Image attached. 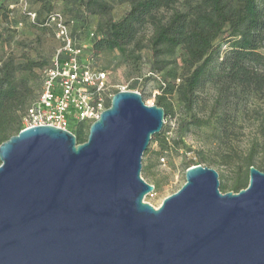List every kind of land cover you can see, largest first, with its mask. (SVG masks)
<instances>
[{"label":"water","instance_id":"obj_1","mask_svg":"<svg viewBox=\"0 0 264 264\" xmlns=\"http://www.w3.org/2000/svg\"><path fill=\"white\" fill-rule=\"evenodd\" d=\"M165 113L115 93L77 144L25 128L0 144V264H264V172L221 193L201 165L158 208L143 200L142 156Z\"/></svg>","mask_w":264,"mask_h":264},{"label":"rangeland","instance_id":"obj_2","mask_svg":"<svg viewBox=\"0 0 264 264\" xmlns=\"http://www.w3.org/2000/svg\"><path fill=\"white\" fill-rule=\"evenodd\" d=\"M81 1L27 0L25 5H20L15 0H7L0 7V60L11 58L15 64H44L41 69H33L38 79L41 71L53 63L63 47L57 28L61 22L66 26L74 48L86 46L81 61L86 60L94 68L108 74V90L112 95L119 91L137 92L146 105H155V97L161 94L163 76L172 67L169 63L176 60V73L182 74L177 59L179 52L154 57L148 41L150 31L146 30L142 34L145 48L139 53L138 59L127 60L117 51H104L93 56L89 48V35H104L107 23L119 21L130 6L113 1L110 2L112 9L108 16H91L85 12ZM28 12L35 13V18L28 16ZM226 50L227 46L224 45L221 54ZM260 52L264 55V50ZM162 67L164 70L159 72ZM210 70L215 73L217 64ZM30 85L35 95L38 81L33 79ZM196 95V102L190 112L184 111L175 95L167 97L171 115L164 120L162 137L169 143L180 139L182 144L179 148L169 154H160L157 143L150 141L142 156L141 178L154 187L143 201L154 208L180 190L185 183V171L191 166L201 165L214 170L218 174L219 187L224 186L226 192H230L239 174H246L242 161L247 156L251 158L252 167L261 172L264 170V95L237 92L236 97L231 95L227 101L212 80H207ZM109 103L106 102L105 109ZM223 111L228 113L231 120L227 137L213 119L200 128L189 126L193 117L207 120L212 115H221ZM89 127L76 125L72 134L86 140ZM224 153H233L230 166L219 164L220 155ZM198 157H203L206 162L200 164Z\"/></svg>","mask_w":264,"mask_h":264},{"label":"trees","instance_id":"obj_3","mask_svg":"<svg viewBox=\"0 0 264 264\" xmlns=\"http://www.w3.org/2000/svg\"><path fill=\"white\" fill-rule=\"evenodd\" d=\"M7 0H0V7ZM44 0H40L43 2ZM128 3L129 11L117 22L109 21L104 35L89 37V48L93 56L104 51H117L123 58L138 59L145 48L143 32L150 31L149 47L154 57L179 52L178 60L182 74L177 75V61L163 76L161 94L155 105L161 107L165 119L171 115L167 97L176 96L185 112H190L196 102V94L207 80L217 84L220 94L228 101L231 95H264V0H82L85 12L91 16H108L110 2ZM218 42V43H216ZM227 50L222 55L221 49ZM217 64V71L211 72ZM44 64L27 62L15 64L13 59L0 60V144L23 129L22 118L37 99L41 88L34 68ZM164 67L159 69L162 72ZM37 80L36 94L30 85ZM178 80V83L176 81ZM109 105L107 106V108ZM227 137L231 120L226 111L212 115L207 120L193 117L189 126L200 128L212 120ZM74 126L72 125V128ZM73 131V130H72ZM163 132L154 135L160 154L176 151L182 144L180 139L169 143ZM77 144L86 140L75 136ZM199 163H205L198 157ZM233 153L220 155L219 164L230 166ZM246 174L237 177L230 192L238 193L248 186L247 173L252 167L250 156L242 161ZM240 171L241 169H237ZM264 172V170H263ZM221 193H227L224 186Z\"/></svg>","mask_w":264,"mask_h":264},{"label":"built area","instance_id":"obj_4","mask_svg":"<svg viewBox=\"0 0 264 264\" xmlns=\"http://www.w3.org/2000/svg\"><path fill=\"white\" fill-rule=\"evenodd\" d=\"M15 1L20 5L27 2ZM35 15L28 12L32 19ZM57 28L63 47L41 71L40 92L22 118L23 129L52 126L72 133V125L88 126L96 121L113 96L108 90V74L81 61L86 46L74 48L66 26L59 22ZM89 37L93 38V33Z\"/></svg>","mask_w":264,"mask_h":264}]
</instances>
